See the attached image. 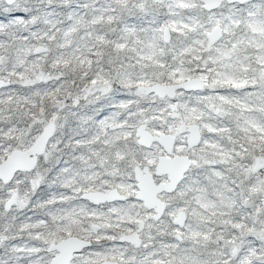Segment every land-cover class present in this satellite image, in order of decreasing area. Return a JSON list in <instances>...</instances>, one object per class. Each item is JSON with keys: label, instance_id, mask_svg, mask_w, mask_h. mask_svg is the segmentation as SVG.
<instances>
[{"label": "snow or ice", "instance_id": "obj_1", "mask_svg": "<svg viewBox=\"0 0 264 264\" xmlns=\"http://www.w3.org/2000/svg\"><path fill=\"white\" fill-rule=\"evenodd\" d=\"M0 264H264V0H0Z\"/></svg>", "mask_w": 264, "mask_h": 264}]
</instances>
